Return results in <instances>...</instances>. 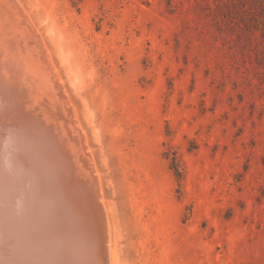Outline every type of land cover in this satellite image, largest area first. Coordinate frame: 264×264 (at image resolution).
<instances>
[{"label": "rangeland", "instance_id": "374dc122", "mask_svg": "<svg viewBox=\"0 0 264 264\" xmlns=\"http://www.w3.org/2000/svg\"><path fill=\"white\" fill-rule=\"evenodd\" d=\"M16 1L97 171L110 263L264 264V17L242 12L251 0Z\"/></svg>", "mask_w": 264, "mask_h": 264}, {"label": "bare ground", "instance_id": "6f19581e", "mask_svg": "<svg viewBox=\"0 0 264 264\" xmlns=\"http://www.w3.org/2000/svg\"><path fill=\"white\" fill-rule=\"evenodd\" d=\"M77 123L31 20L0 0V264H111Z\"/></svg>", "mask_w": 264, "mask_h": 264}, {"label": "trees", "instance_id": "16d2710c", "mask_svg": "<svg viewBox=\"0 0 264 264\" xmlns=\"http://www.w3.org/2000/svg\"><path fill=\"white\" fill-rule=\"evenodd\" d=\"M240 2L246 4L249 0H241ZM252 5L248 8L244 7L242 12H249V14L254 15L255 22L259 23V15L264 17V0H251ZM177 176H179L177 174Z\"/></svg>", "mask_w": 264, "mask_h": 264}]
</instances>
